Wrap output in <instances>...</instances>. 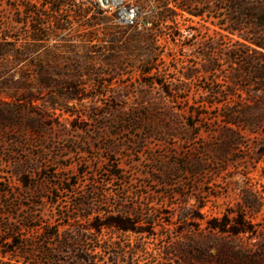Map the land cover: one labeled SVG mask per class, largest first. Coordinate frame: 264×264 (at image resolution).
Returning a JSON list of instances; mask_svg holds the SVG:
<instances>
[{"label":"rangeland","instance_id":"1","mask_svg":"<svg viewBox=\"0 0 264 264\" xmlns=\"http://www.w3.org/2000/svg\"><path fill=\"white\" fill-rule=\"evenodd\" d=\"M28 1L36 4L40 0ZM92 1L107 16L115 18L117 25L125 27L134 25L125 23L128 10H134L136 20L142 7L144 16L150 14L153 6V0ZM17 4L19 0H0V36L22 35L21 44L26 28L18 23L21 17ZM219 14L220 19L215 18L218 14H205L202 20L186 24L182 17L178 18L183 36L175 43L161 40L157 44L162 59L158 70L153 71L155 75H143L139 69L127 70L113 86L91 91L93 99L70 107L78 115L56 111V119L37 132L23 131L18 126L5 127L2 123L0 182L17 188L18 172H31V180L35 181L40 176L42 181L43 177H50L45 181L46 216L55 212L57 203L53 204L51 186L60 181L64 188H70L67 185L70 181L78 184V188L69 192H56L62 206L76 200L78 192L97 189L108 212L134 207L142 212L145 221L158 212L156 228L148 229L150 235L120 239L130 248L134 245L145 249L136 255L139 264L164 263L162 248L184 240L188 232L183 231L181 216L188 207L194 215L198 206H204L202 214L206 218L221 217L257 195L263 206L252 218L264 227V118L259 119L256 129L239 131L235 138L230 137L234 131L223 119L230 110L264 109V78L259 79L253 70L264 68V60L256 61L260 59L258 56H250L252 65L246 58V63H230V54L246 49L240 45L243 42L237 34L227 33L222 21L224 12ZM186 26L190 29H185ZM55 43L57 40L50 44ZM237 74L245 80L239 77V85L234 88L232 78ZM187 75H192V79L187 80ZM169 90L175 94L174 99L167 95ZM99 92L106 94L100 100L95 97ZM217 92L222 95L214 97ZM94 106L98 109L93 112ZM132 112H148L150 123L144 119L137 126L134 120L129 121ZM169 115L175 122V136H160L154 130L160 131L162 120ZM123 118L127 121L124 124ZM42 152L45 160L37 157ZM199 162L202 169L195 171L191 165ZM166 172L172 175L164 177ZM4 235L0 228V239ZM106 235L116 241L120 236ZM151 253L155 258L148 256ZM9 263L14 260L2 258L0 253V264Z\"/></svg>","mask_w":264,"mask_h":264},{"label":"trees","instance_id":"2","mask_svg":"<svg viewBox=\"0 0 264 264\" xmlns=\"http://www.w3.org/2000/svg\"><path fill=\"white\" fill-rule=\"evenodd\" d=\"M85 1L40 0L33 4L19 0L18 23L26 28L25 41L19 43L22 35L0 36V125L37 132L56 119V111L78 115L70 107L93 99L91 91L113 86L129 69L155 75L153 71L158 70L162 59L156 46L161 40L175 43L183 36L180 17L186 24L194 19L202 20L205 14H218L215 18L220 19L219 12L223 11L225 30L230 35L237 34L243 42L240 45L246 49V52L230 54V63L248 61L252 65L250 56H258L260 59L256 61L264 60V0H153L150 14L143 16L145 8L142 7L134 25L127 27L117 25L115 18L107 16L96 2ZM52 40L58 43L51 45ZM90 43L99 47H92ZM253 70L259 79L264 78V68ZM239 77L245 80L234 75V88L239 85ZM105 95L99 92L95 97L100 100ZM167 95L174 99L172 90ZM221 95L217 92L214 97ZM97 109L94 106L91 111ZM129 116L132 117L129 121L134 120L137 126L144 119L150 123L148 112H132ZM262 118L264 109L249 108L230 110L223 117L230 131H234L231 138L244 129H256ZM121 122L127 121L123 118ZM162 125L160 131L154 132L175 136V122L170 115L162 120ZM44 155L42 152L37 157L45 160ZM191 166L200 171L202 162ZM171 175L170 172L163 174L164 177ZM16 176L17 188L0 182L3 201L0 228L5 234L0 239V247L8 246L5 250L0 248L2 258L14 260L11 264H139L136 255L145 249L134 245L130 248L120 239L128 235H150L148 229L156 228L158 212L146 221L134 207L118 213L108 212L97 189L78 192L76 200L62 206L56 192H69L78 188V184L70 181L67 184L70 188H64L60 181L51 186L53 204L57 203L55 212L46 216L45 181L51 178L43 177L42 181L40 176L39 180H31V172H18ZM262 206L255 195L254 200L237 210L211 218L202 214L204 206L196 208V215L188 207L181 216L183 231L187 230L188 234L178 244L162 248L161 256L165 260L162 264H264V227L252 218ZM107 233L119 234V240L107 239ZM148 256L155 258L153 253Z\"/></svg>","mask_w":264,"mask_h":264},{"label":"built area","instance_id":"3","mask_svg":"<svg viewBox=\"0 0 264 264\" xmlns=\"http://www.w3.org/2000/svg\"><path fill=\"white\" fill-rule=\"evenodd\" d=\"M134 21H135L134 10H128L127 15H126V19H125V23L132 25V24H134Z\"/></svg>","mask_w":264,"mask_h":264}]
</instances>
